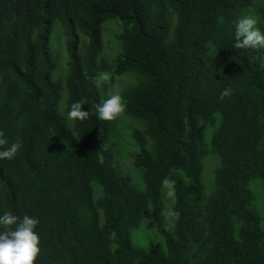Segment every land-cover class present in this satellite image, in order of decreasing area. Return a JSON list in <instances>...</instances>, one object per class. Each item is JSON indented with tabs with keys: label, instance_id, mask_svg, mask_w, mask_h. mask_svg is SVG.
Segmentation results:
<instances>
[{
	"label": "trees",
	"instance_id": "obj_1",
	"mask_svg": "<svg viewBox=\"0 0 264 264\" xmlns=\"http://www.w3.org/2000/svg\"><path fill=\"white\" fill-rule=\"evenodd\" d=\"M247 9L264 30V0H0V131L23 145L0 160V215L40 221L36 264H264L255 206V190L264 196V51L234 47ZM111 19L124 25L118 74L140 77L121 95L144 127L131 133L141 190L115 166L118 118L99 120L91 107L103 101L96 77L112 69L97 62ZM55 22L67 44L64 80H55ZM82 98L89 115L71 128L62 113ZM149 217L162 242L143 251L131 235Z\"/></svg>",
	"mask_w": 264,
	"mask_h": 264
},
{
	"label": "rangeland",
	"instance_id": "obj_2",
	"mask_svg": "<svg viewBox=\"0 0 264 264\" xmlns=\"http://www.w3.org/2000/svg\"><path fill=\"white\" fill-rule=\"evenodd\" d=\"M263 1V0H262ZM248 10V9H247ZM244 11V14L246 11ZM246 15L254 16L258 22L259 18L256 14L255 9H250L247 11ZM124 25L120 19H111L105 22L103 25V49L98 56L97 62L101 64L102 62H107L111 65L112 69L108 72L110 74V82L102 85L100 88L102 99H107L111 94L119 92L123 93L129 86L135 85L140 81V77L136 73H124L118 74V66L116 65V58L122 52V43L120 40V36L123 34ZM87 39L82 35L81 36V47L80 52H83L86 47ZM50 46L53 53L54 58L57 61V68L55 72V80L65 79L68 74V54H67V44L66 38L63 33L62 26L59 22H55L53 25V30L50 39ZM264 51V48H262ZM64 98L68 99L67 91H63L62 93V101L59 106L60 112H64L66 110V101L64 102ZM64 106V109H63ZM66 115L67 113H62ZM68 124L71 128H73L74 121L68 119ZM138 121V120H137ZM130 119L125 111L118 118L117 123V134H118V142L120 143V147H118V153L116 151L115 156V166L122 174L130 177L132 179V185L135 189L141 190L144 188V183L141 177V172L134 166V159L139 155L138 147L131 140V132L137 127L139 129H143L142 122L138 121L140 124ZM215 162V161H214ZM214 162L212 159L208 160L205 164L204 171V179L206 192L207 194H211L214 190L213 183V169ZM262 183L260 180H256L251 185V188L255 190V185ZM96 185V184H95ZM263 187V186H262ZM258 187L257 189H259ZM261 189L255 190L257 193V202L256 209L262 219V225L264 227V196L261 194ZM264 190V188H263ZM264 193V192H263ZM96 196L100 197V189L96 188ZM162 206L164 208L163 217L165 222H170V210L173 204L174 191L172 185L169 181L164 185V194H163ZM261 199L263 201H261ZM146 219V218H145ZM167 225V223H166ZM132 242L135 247L141 249L143 251L149 250L150 246L154 243L162 242V237L158 233L155 223L151 217L147 218L144 222V225L140 229H136L132 231Z\"/></svg>",
	"mask_w": 264,
	"mask_h": 264
},
{
	"label": "clouds",
	"instance_id": "obj_3",
	"mask_svg": "<svg viewBox=\"0 0 264 264\" xmlns=\"http://www.w3.org/2000/svg\"><path fill=\"white\" fill-rule=\"evenodd\" d=\"M235 40L234 47L238 49L264 48V30L258 25V20L254 16L246 15L236 23ZM110 79V74L102 71L96 77L95 84L101 87L109 83ZM230 94V89L223 91L221 99ZM85 105H88L87 98L72 103L67 118L81 121L86 119L90 111L84 110ZM91 107L95 109L97 119L113 121L120 117L127 105L125 98L116 92ZM22 146L19 139L9 144L4 132L0 131V160L15 159ZM39 223L37 218L29 215L18 217L12 212L0 215V264H36L41 251V237L37 231Z\"/></svg>",
	"mask_w": 264,
	"mask_h": 264
}]
</instances>
